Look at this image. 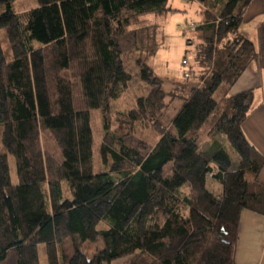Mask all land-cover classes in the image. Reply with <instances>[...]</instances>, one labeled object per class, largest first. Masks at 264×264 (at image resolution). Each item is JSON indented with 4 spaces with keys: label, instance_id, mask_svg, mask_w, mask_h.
Returning a JSON list of instances; mask_svg holds the SVG:
<instances>
[{
    "label": "trees",
    "instance_id": "1",
    "mask_svg": "<svg viewBox=\"0 0 264 264\" xmlns=\"http://www.w3.org/2000/svg\"><path fill=\"white\" fill-rule=\"evenodd\" d=\"M14 1L0 0L11 54L0 40V264H41V250L46 264H112L139 250L128 264H235L242 210L264 214V155L243 129L255 93L231 92L259 57L242 29L252 0H184L202 4L203 17L187 29L188 77L170 91L143 51L146 17L183 11L171 0H38L22 12ZM132 59L148 91L113 111ZM176 99L183 104L163 125ZM92 110L101 117L100 172ZM138 126L158 132L147 152L144 141H126ZM46 129L55 150L40 144ZM219 134L239 155L235 168L218 140L201 149ZM100 237L104 247L88 255L85 242Z\"/></svg>",
    "mask_w": 264,
    "mask_h": 264
},
{
    "label": "rangeland",
    "instance_id": "2",
    "mask_svg": "<svg viewBox=\"0 0 264 264\" xmlns=\"http://www.w3.org/2000/svg\"><path fill=\"white\" fill-rule=\"evenodd\" d=\"M170 5L176 8H180L183 10H186V12L182 13H169L167 15L162 16H155V15H149L146 17V20L148 22V37L146 39V42L144 44V54L146 55L147 62L152 66L157 76L164 79V90L169 91L170 89V82L166 75V70L163 68V60H164V41H163V28L165 25L169 22H173L175 20H181L183 25H187L189 21H198L203 17V6L199 2H192L188 3L184 0H171ZM38 6V0H16L12 3V7L15 11L22 12L25 10H28L30 8ZM6 9V5L2 4L0 5V12L4 11ZM189 31L191 30L189 26H186ZM192 31V30H191ZM191 31L189 33H191ZM0 40L3 46V49L6 53L10 56V47L9 42L6 36L5 29L0 30ZM197 44L196 41H194L193 45H189L190 53L188 54V60L192 62L193 60V53L195 45ZM127 64V70L132 74L133 78L130 82L129 88L127 92L117 100H114L112 102V109L113 111H120L125 109H130L134 107L135 99L139 96L145 95L148 91V85L141 79L140 77V69L137 66V64L133 61L126 62ZM68 71H66L67 74ZM168 100V99H167ZM181 99H176L166 110L163 111V114L161 116V123L163 125H168L174 115L177 113L178 109L180 108V105H182ZM91 126L94 134V147H93V165H94V171L100 172L103 170L102 160L100 157V147L102 142V126H101V117H100V111L99 110H92L91 111ZM159 135L158 132L153 129L152 127L142 128L141 126H138V129L135 133V135L126 138V141L131 145H136L140 141H144L146 143V151L151 149L152 145L157 141ZM218 140L221 142L224 150L227 152V154L230 156L233 167L235 168L239 162V155L235 151V149L232 147V145L227 140L226 136L223 134L217 135L215 138L206 137L201 142V149L205 150L209 148L211 143L214 140ZM52 142V144H51ZM40 144L42 147L44 145H48L51 149L55 150L54 142L51 136L50 130L46 129L42 132L41 138H40ZM58 152V158L62 160V154L61 151L58 149L56 150ZM0 152H5L4 147L0 143ZM9 158V165L11 168V176L12 181L14 184L18 183V176L16 171V158L12 154H8ZM207 187L213 191L216 194H219L222 190L221 185L214 180L211 176L208 177ZM106 225L103 224L102 228ZM104 247V241L103 238H99L96 241H87L84 244L83 250L88 254L92 255L97 250L102 249ZM140 250L128 254L122 257H119L114 260L112 264H128L130 262H133L138 259L140 256ZM41 264H46L45 261V254L41 250Z\"/></svg>",
    "mask_w": 264,
    "mask_h": 264
},
{
    "label": "crops",
    "instance_id": "3",
    "mask_svg": "<svg viewBox=\"0 0 264 264\" xmlns=\"http://www.w3.org/2000/svg\"><path fill=\"white\" fill-rule=\"evenodd\" d=\"M184 11L186 12L183 10L177 13ZM193 23L189 21L187 25H183L178 19L167 23L163 28L165 51L162 66L166 70L170 90L183 80L186 26L190 27ZM242 29L255 42L259 57L240 77L231 92L237 94L248 89L254 90L253 108L243 123V129L248 140L264 155V0H252L244 15ZM162 80L164 87L165 80ZM259 180L264 184V168L259 175ZM235 264H264V214L249 209L242 210Z\"/></svg>",
    "mask_w": 264,
    "mask_h": 264
},
{
    "label": "built area",
    "instance_id": "4",
    "mask_svg": "<svg viewBox=\"0 0 264 264\" xmlns=\"http://www.w3.org/2000/svg\"><path fill=\"white\" fill-rule=\"evenodd\" d=\"M183 64L184 65H188V61L186 59L183 60ZM185 77H188V73L184 74Z\"/></svg>",
    "mask_w": 264,
    "mask_h": 264
}]
</instances>
